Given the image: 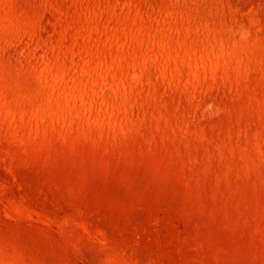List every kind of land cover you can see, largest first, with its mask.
<instances>
[{"label": "rangeland", "instance_id": "1", "mask_svg": "<svg viewBox=\"0 0 264 264\" xmlns=\"http://www.w3.org/2000/svg\"><path fill=\"white\" fill-rule=\"evenodd\" d=\"M0 264H264V0H0Z\"/></svg>", "mask_w": 264, "mask_h": 264}]
</instances>
